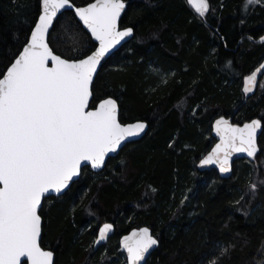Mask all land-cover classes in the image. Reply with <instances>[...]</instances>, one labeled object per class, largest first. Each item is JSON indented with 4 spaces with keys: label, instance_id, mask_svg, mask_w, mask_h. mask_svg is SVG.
Instances as JSON below:
<instances>
[{
    "label": "trees",
    "instance_id": "16d2710c",
    "mask_svg": "<svg viewBox=\"0 0 264 264\" xmlns=\"http://www.w3.org/2000/svg\"><path fill=\"white\" fill-rule=\"evenodd\" d=\"M125 1L121 26L135 35L104 64L95 93L119 97L124 122L144 119L150 127L100 172L84 168L66 194L44 203L42 246L56 253L55 264H125L121 235L147 225L161 241L148 264H214L206 257L216 245L232 246L223 264H264V155L236 161L229 178L198 169L217 116L264 122V77L254 92L243 91L264 58V5L245 11V0H210L205 20L187 0ZM40 11L41 0H0V71L22 50ZM58 20L50 43L57 54L74 58L91 46L73 11ZM250 183L255 197L237 205ZM106 222L115 234L95 250Z\"/></svg>",
    "mask_w": 264,
    "mask_h": 264
},
{
    "label": "snow or ice",
    "instance_id": "6c2138e0",
    "mask_svg": "<svg viewBox=\"0 0 264 264\" xmlns=\"http://www.w3.org/2000/svg\"><path fill=\"white\" fill-rule=\"evenodd\" d=\"M187 2L202 19L212 11L210 0ZM258 5H264V0H245V11ZM41 7L30 38L0 71V264H21L22 258L26 264H54V251L41 246L44 203L53 194L57 198L66 194L83 168L103 169L109 154L118 155L150 127L144 119L124 122L128 118L119 97L95 93L102 61L106 63L115 55L113 50L118 51L117 45L134 33L133 27L121 28L125 0H93L81 7L72 0H41ZM64 9H74L78 22L91 34V46L77 50L74 58H62L49 46L51 32L56 31L54 20L59 23L58 13ZM262 69L264 64L246 77L245 94L254 90ZM196 114L193 108L192 115ZM214 127L221 142L200 161L201 167L218 165L220 173H230L233 153L250 158L258 152L264 155V145L257 143L258 132L264 136L262 119L241 127L221 116ZM257 187L250 183L248 193L235 203L241 205L246 195L254 198ZM188 199L184 196L181 206ZM237 211H243V206ZM112 230L113 225L105 223L95 244L105 241ZM160 244L148 227L124 236L126 264H148L150 250ZM215 247L217 251L206 260L223 264L232 246Z\"/></svg>",
    "mask_w": 264,
    "mask_h": 264
},
{
    "label": "water",
    "instance_id": "95a60500",
    "mask_svg": "<svg viewBox=\"0 0 264 264\" xmlns=\"http://www.w3.org/2000/svg\"><path fill=\"white\" fill-rule=\"evenodd\" d=\"M91 2H93V1H91ZM126 2V9H125V11L121 14V20H122V17L124 16V14H125V12H126V10H127V7H128V3H127V1H125ZM73 3V2H72ZM75 5V4H74ZM75 6H77V5H75ZM81 6H84V5H81ZM81 6H77V7H81ZM191 7L195 10V8L191 5ZM41 11H42V7H41ZM40 11V12H41ZM66 11H73V13H74V9H64V10H61V13H58V16H57V19L59 18V16L62 14V13H64V12H66ZM77 19H78V17H76ZM38 19V18H37ZM55 20H54V24H55ZM81 24H82V22H80ZM83 26V25H82ZM84 27V26H83ZM125 27H131V26H125ZM33 28H34V26H33ZM121 28H124V27H122L121 26ZM86 29V28H85ZM87 30V29H86ZM51 31V30H50ZM88 31V30H87ZM31 33V32H30ZM88 33L90 34V32L88 31ZM91 35V34H90ZM134 35H135V30H134V33H133V36L132 37H129V38H126V40L125 41H122L121 42V44L120 45H117V49L119 50L122 46H124L125 44H127L128 42H130L133 38H134ZM28 38H30V35H29V37ZM51 48H52V46L51 45H49ZM97 46H98V44H97ZM53 49V48H52ZM54 51V50H53ZM55 52V51H54ZM113 52L114 53H116L117 52V50L116 49H114L113 50ZM56 53V52H55ZM57 54V53H56ZM59 55V54H58ZM62 58H66V57H63L62 56ZM108 60V59H107ZM104 64H105V62H103L102 61V67L104 66ZM261 64H264V58L262 59V61L247 75V76H249V75H251L254 71H256V69L261 65ZM99 72H100V70H98ZM246 76V77H247ZM246 77H245V79H244V82H243V86L245 87L246 86V84H245V81H246ZM264 77V69H262L261 70V72H259V73H257V82H256V86H255V88H254V90L252 91V92H254L255 90H256V88H257V85H258V83L262 80V78ZM94 82H95V80H94ZM252 92H250V93H252ZM113 98H115V97H113ZM118 103H119V101H118ZM221 116H223V117H225L226 119H228L229 121H230V123L231 124H233V125H237V126H243V124L244 123H246V122H250L251 120H248V121H246V122H243V123H236V122H234V118L232 117V116H227V115H220V116H217L214 120H213V123H212V136H213V138L216 140V142L214 143V145L210 148V150L199 160V162H198V167H199V169L200 170H212V169H216L218 172H219V166L218 165H208V166H204V167H201L200 166V161L205 157V156H207L211 151H212V149L216 146V144H219L220 142H221V140H220V137L219 136H217L216 135V132H215V127H214V125H215V120L216 119H218L219 117H221ZM253 119H260V118H258V117H256V118H253ZM128 122H132V121H128ZM263 122V121H262ZM127 123V122H126ZM147 131L148 130H146V133H147ZM146 133L145 134H142L140 137H137V138H134V142L135 141H138V140H141L145 135H146ZM260 138H261V134L258 132V139H257V143H258V145H260ZM127 144H129V143H126V145ZM125 146H123L122 147V149L124 148ZM121 152V150L119 151V153ZM259 153V152H258ZM257 153V154H258ZM119 155V154H118ZM117 156V154L116 153H111V154H109V157H107L106 158V164H107V162H108V160L111 158V157H116ZM241 159H253V158H250V157H247V154L246 153H233V155H232V157H231V165H232V171L230 172V173H220L219 172V174H220V176L221 177H223V178H229V177H231L232 176V174H233V166H234V163L236 162V161H238V160H241ZM88 167H90V166H88ZM91 168V167H90ZM105 168V167H104ZM103 168V169H104ZM84 169V168H83ZM93 170V169H92ZM102 169H100V170H93V171H95V172H100ZM82 176V175H81ZM81 177H79L78 178V180L80 179ZM70 187H71V185H70ZM66 192L68 191V190H65ZM53 196H56V194H53ZM106 223H109V224H112L113 225V230L109 233V236H108V238L105 240V241H103V242H101V244H95L94 243V248H95V250H97L98 248H100V247H102L103 245H105V244H107L108 243V241L110 240V238L115 234V231H116V226H115V224L114 223H112V222H106ZM105 223H103L102 225H100L99 226V228H98V232H97V236H96V239H98V236H99V229L101 228V227H103V225H104ZM144 227H148L149 229H150V231H151V233L153 234V236L154 237H156V238H158L155 234H154V231H153V229L151 228V227H149V226H147V225H144V226H141V227H135V228H132L130 231H128V232H126V233H124L123 235H121V237H120V248H121V251L122 252H124L125 253V255H126V252L125 251H123V249H122V240H123V237L124 236H129V235H131V233L133 232V231H136V230H139L140 228H144ZM42 238H43V228H42V234H41V242H42ZM96 239H95V241H96ZM159 239V238H158ZM41 246H42V243H41ZM43 247V246H42ZM44 248V247H43ZM158 248V247H157ZM157 248H154L153 250H150V252H151V254L154 252V250L155 249H157ZM45 250H52V249H48V248H44ZM53 251V250H52ZM55 253V252H54ZM151 256V255H150ZM149 259V258H148ZM55 261H56V253H55V258H54V264H55ZM21 264H26V258H22L21 259Z\"/></svg>",
    "mask_w": 264,
    "mask_h": 264
},
{
    "label": "rangeland",
    "instance_id": "374dc122",
    "mask_svg": "<svg viewBox=\"0 0 264 264\" xmlns=\"http://www.w3.org/2000/svg\"><path fill=\"white\" fill-rule=\"evenodd\" d=\"M260 83H261V81L258 83V85H257V87H259L260 86ZM257 89V88H256ZM233 117H237V116H233ZM208 137L211 139V143H210V146H213L214 145V143L216 142V140L213 138V136H212V126L210 127V130L208 131ZM210 148V147H209ZM208 148V149H209ZM206 150H205V152L204 153H202L201 154V156L199 157V158H201L202 156H204L205 154H206ZM199 169V168H198ZM205 182V181H204ZM188 196L189 195V192H188V189H185L184 191H183V194H182V200H183V198H184V196ZM185 202V201H184ZM99 228V227H98ZM96 239V238H95ZM121 250V249H120ZM121 253H122V256H120V257H122V259L124 260V262H125V257H126V255H125V253L124 252H122L121 251ZM125 264H126V262H125Z\"/></svg>",
    "mask_w": 264,
    "mask_h": 264
},
{
    "label": "bare ground",
    "instance_id": "6f19581e",
    "mask_svg": "<svg viewBox=\"0 0 264 264\" xmlns=\"http://www.w3.org/2000/svg\"><path fill=\"white\" fill-rule=\"evenodd\" d=\"M219 173V172H218Z\"/></svg>",
    "mask_w": 264,
    "mask_h": 264
}]
</instances>
